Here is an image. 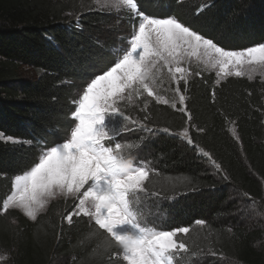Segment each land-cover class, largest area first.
I'll return each instance as SVG.
<instances>
[{"label": "trees", "instance_id": "trees-1", "mask_svg": "<svg viewBox=\"0 0 264 264\" xmlns=\"http://www.w3.org/2000/svg\"><path fill=\"white\" fill-rule=\"evenodd\" d=\"M139 7L154 18L176 17L225 50L264 44V0H139ZM115 22L112 14L82 11L73 0H0V133L57 143L74 123L72 84L89 81L116 60L110 51L120 34ZM24 69L38 74L24 81ZM200 81L187 85V116L154 102L126 111L138 123L177 136L187 129L193 141L191 147L166 134L154 139L157 172L146 181L148 193L175 200L167 209L169 227L190 229L178 238L201 264H213L215 257L264 264V231L239 211L240 198L264 211V83ZM196 149L208 153L219 175ZM39 150L0 140V201ZM73 210L72 201L56 200L33 222L16 210L0 213V252L11 255L10 264H126L94 222L85 216L66 221Z\"/></svg>", "mask_w": 264, "mask_h": 264}, {"label": "snow or ice", "instance_id": "snow-or-ice-1", "mask_svg": "<svg viewBox=\"0 0 264 264\" xmlns=\"http://www.w3.org/2000/svg\"><path fill=\"white\" fill-rule=\"evenodd\" d=\"M95 2L101 9L126 10L131 17L138 18V27L134 24L127 47L115 49L114 63L95 74L74 101V124L69 138L48 146L43 139L22 141L0 133V140L36 144L40 149L33 165L13 178L10 194L0 201V213L17 209L35 221L50 200L72 197L78 203L65 219L70 224L73 215L94 219L98 228L119 246L121 251L117 255L126 264H181L184 260L181 254L189 253V247L178 234L186 235L190 229L157 228L149 226L144 219L140 194L148 193L146 181L154 170L149 162H132L131 149L137 145L117 140L122 133L132 131L129 125L138 124L121 110V101L147 94L157 103L169 104L157 92L166 70L169 80L176 85L179 111L187 115L184 92L193 73L185 66L186 59L195 57L205 65L218 68V77H243L246 68L252 72L264 71V44L225 50L176 17L154 18L143 13L139 0ZM172 106H176L175 101ZM140 127L152 131L146 125ZM181 136L193 144L187 129ZM196 223L204 224L201 220Z\"/></svg>", "mask_w": 264, "mask_h": 264}, {"label": "rangeland", "instance_id": "rangeland-1", "mask_svg": "<svg viewBox=\"0 0 264 264\" xmlns=\"http://www.w3.org/2000/svg\"><path fill=\"white\" fill-rule=\"evenodd\" d=\"M63 1H69V0H63ZM75 4H78L80 9L82 11H87V10H92L95 12L99 13H108L112 14L116 20L114 23L116 25L117 31L120 32V34L117 35L116 40H117V45L116 47L113 46L110 48V51L112 54H114L115 49L120 48V47H127V40L131 36L133 32V26L134 24L138 27V21L136 23L130 22V21H125L124 16L128 15L129 13L126 10H121L119 12L115 11L114 9L111 8H103L101 9L99 5L95 2V0H73ZM188 1V0H186ZM189 1H196V0H189ZM202 1V3L209 2L211 0H199ZM116 57V56H115ZM185 66L190 67V71L193 73L188 79V83L192 81H198L199 78H201L200 83L203 84L206 81L211 80L214 85H217V83L222 82L223 80L227 78H235L237 76H226V77H218L217 72L219 71L218 68L213 67L211 65H205L202 63L199 59L193 57L190 59H186L185 61ZM22 80L24 81H32L36 76L37 72L36 71H31L30 69H24L22 70ZM246 74L243 77H238V78H243L248 81H253V80H258L262 83H264V71L257 70L255 72L251 71V68H246L245 69ZM198 73V74H197ZM249 74H251L252 78L249 79ZM90 82H81V81H75L72 85V91H71V102L73 106L76 107L74 104V101L78 99L79 95L82 94V90L85 87L86 83ZM176 87L175 84H172L171 81L169 80L167 76V72L165 70L163 74V81L162 83H159L157 87V92L159 95H161L163 98L168 99L170 101L169 104H163V103H157L155 99L152 97H148L147 94H144V96L140 97L139 99L133 97L131 100H123L121 101V110L126 113L127 110H139V108H144L146 107L150 102H154L158 105H165L173 110H178L181 107L178 102V97L175 95L174 88ZM181 89L184 88L183 82H181L180 85ZM184 95L186 97V91L184 92ZM187 100V98H186ZM185 100V103H186ZM175 101V107L172 106V102ZM187 104H185L186 106ZM74 107V110H75ZM181 112V111H180ZM121 123H126L122 121V118H117ZM74 123H72L73 126ZM141 123H138L136 126L129 125L130 128H132V131L122 133L119 137H117V140H119L121 143H133L137 145V147L131 149V157L130 159L132 160L133 163H141L143 164L144 162H149V166L154 170L150 176L154 173L157 172V168L155 166V162L152 159V147L153 143L155 142L154 139L156 140L158 135H163L159 134L154 131H143L141 129ZM146 125V124H145ZM147 127H151L146 125ZM71 129V128H70ZM70 129L66 132V134L63 135V132H61L60 138L58 142H63L65 139L70 137ZM229 134L231 138L237 139V135L235 132V128L233 124L229 126ZM167 135V134H166ZM178 140H181V142H185L187 145L192 147V144H188L187 140L182 138L181 135H179ZM57 142V143H58ZM105 143H110V141H105ZM204 151H201L196 149L197 155L201 158H204L206 160L207 165L209 166V169L215 174L219 175L220 170L217 168V166L211 161V159L203 154ZM224 180V178H222ZM12 182L13 179L11 180V187L9 190V193L11 192L12 188ZM7 194V195H8ZM143 197V202L141 205L143 214H144V219L146 222L149 224V226H156L157 228H163L167 230H172L176 228H170L169 227V221H167V217H169L168 214V207L169 205H172L175 203V200L172 198H161L159 196H152L150 193H142L140 194ZM56 200H62V201H72L73 204L75 205L78 203V201L74 200L72 197H57L56 199H52L48 202L46 205V208L51 202H55ZM241 200V208L239 211L242 212V217H253L256 222H258V227L263 229L264 231V220L261 218L257 219L258 216H264V211L259 208L255 207V205L246 202L244 198H240ZM46 208L40 212L39 214L43 213ZM16 210L19 213H21L24 217H26L21 211L17 209H12ZM75 210V209H74ZM74 210L72 212H74ZM38 214V215H39ZM74 216H85V215H73ZM86 218L89 219L90 222H94V219H92L89 216H85ZM29 219L28 217H26ZM30 221L33 222V220L29 219ZM67 221V220H66ZM68 222V221H67ZM69 223V222H68ZM95 223V222H94ZM256 224V223H255ZM184 256V260L181 261V264H201L203 262L202 258L198 255L187 253V254H181ZM0 257H5L4 259H0V264H10L11 261V255L8 253L0 252ZM216 258V259H215ZM215 261L213 264H232V262H229L225 258H218L215 257ZM125 262V261H124ZM126 263V262H125Z\"/></svg>", "mask_w": 264, "mask_h": 264}, {"label": "water", "instance_id": "water-1", "mask_svg": "<svg viewBox=\"0 0 264 264\" xmlns=\"http://www.w3.org/2000/svg\"><path fill=\"white\" fill-rule=\"evenodd\" d=\"M186 107V106H185ZM185 113V112H184ZM187 116V115H186ZM189 119L187 118V121H188ZM149 129H152V131H154V132H157V133H159V134H167L168 136H170V137H174V138H179V136H177V135H175V134H173V133H171L170 131L169 132H164V131H162V128H153V127H148ZM164 129V128H163Z\"/></svg>", "mask_w": 264, "mask_h": 264}]
</instances>
